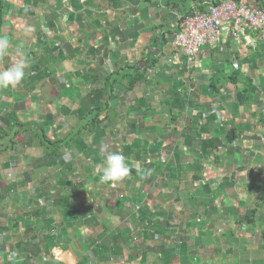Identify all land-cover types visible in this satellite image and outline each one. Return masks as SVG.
<instances>
[{"label":"crops","instance_id":"crops-1","mask_svg":"<svg viewBox=\"0 0 264 264\" xmlns=\"http://www.w3.org/2000/svg\"><path fill=\"white\" fill-rule=\"evenodd\" d=\"M7 1L10 7H4L7 13L0 37L10 35L13 49L17 39L27 43H22L20 55L9 48L8 55L0 58V70L30 60L34 52L39 57L48 44L53 47L60 40L59 48L68 46L72 52L71 78L79 93H68L72 104L63 97L66 94L54 91L64 90L59 75L64 77L66 69L58 65L37 76L30 66L18 87L0 89V127L7 131L5 110H15L22 122L34 125L15 138L0 140V264H257L250 252L254 248L261 257L263 252L260 264H264V175L259 176L260 169H256L264 168V36L252 29L246 32L248 39L221 35L216 46L202 49L188 71L187 64L173 65L164 55L165 46L160 42L167 34L162 29L175 30L176 15L186 8L197 11L206 5L208 10L211 2L219 0H69L71 13L65 10L63 0H47L46 7L53 9L43 11L42 18L35 14L39 4L40 10L44 8L39 0H25L23 4L20 0ZM237 2L264 9V0ZM20 23L21 27L17 25ZM156 36L159 42L154 40ZM180 57L186 62L181 52ZM151 65L153 74L149 72ZM138 72L142 79L133 90L105 98L115 99L110 102L112 108L116 103L119 107L116 111L108 106L105 116L121 125L110 124L97 133L96 125L79 123L87 111H77L78 105L92 98V88L104 87L106 74L113 75L116 81H127L123 78ZM188 72L195 79L196 91L191 96L182 93L188 87ZM94 74L99 77L94 79ZM50 75L52 83L48 81ZM156 91L163 99L159 101L161 106L153 110L152 105L161 99L156 97ZM239 92L245 93H241L243 102L237 107ZM56 102L61 105L49 108ZM160 110L165 111L164 117ZM61 115L75 125L70 127V134L64 135ZM148 119L152 125H148ZM140 130L153 148L144 141L137 142L134 132ZM35 131L46 136L49 143L34 136ZM86 132L98 149L82 140ZM135 141L146 151L148 164L156 165V175H145L138 160L126 156L128 164L139 163L137 170L141 173L136 177L130 172V177L119 183V190L128 191L132 184L134 187L112 206L111 200L118 192L112 189L116 186L103 183L97 189L100 192L91 190L101 184L104 154L118 152L124 145V151L129 152ZM71 146L74 154H64ZM178 151L181 153L176 156ZM221 151L232 157L233 164L216 161L218 170L244 167L246 155L245 165L251 169L244 170V176L252 171L253 182L248 184L249 194L235 190L232 195L224 194L222 186L218 187V194L224 197L223 208L216 211L226 226L219 230L218 239L214 237L215 242L208 243L199 240L208 234L198 231L204 228L197 215L201 206H180V202L187 197L197 199L201 193L213 198L214 189L208 183L202 186L200 173L210 172L208 161ZM56 160L60 161L57 165ZM179 170H187L182 182H177ZM55 184L57 189L51 186ZM70 190L75 191L74 198L65 195ZM253 191L259 197L255 204ZM62 197L69 200L63 202ZM216 198L218 202L221 199ZM228 206L233 208L231 213ZM209 219L208 214L206 222ZM226 232L233 243L241 245V250L248 246L249 258L240 250L232 257L237 262L225 259L232 254L224 239Z\"/></svg>","mask_w":264,"mask_h":264},{"label":"rangeland","instance_id":"rangeland-1","mask_svg":"<svg viewBox=\"0 0 264 264\" xmlns=\"http://www.w3.org/2000/svg\"><path fill=\"white\" fill-rule=\"evenodd\" d=\"M3 1H5V7H10L9 5H10V3L7 1V0H3ZM24 1L25 0H20L19 2H20V4H23L24 3ZM29 2H32V1H37V0H28ZM50 1V0H49ZM39 2H42L43 3V5H44V8H43V10H40V4L38 5V7H39V9H35L36 10V17H39V18H42V14H43V11H52V9H53V6H48V7H46V4H45V2H47V0H39ZM36 3V2H35ZM63 3H64V6H67L66 8H65V10H67V11H69L70 13L72 12V9H71V7H69V0H63ZM34 11V10H33ZM54 11V10H53ZM59 13H61V12H59ZM17 25H20V27L23 25V24H17ZM41 26V25H40ZM66 28V27H65ZM167 37L169 38L170 37V35L168 34L167 35ZM4 38H7L8 40L11 38L10 37V35H7V36H4ZM51 40H54V39H51ZM56 40V39H55ZM18 41V42H17ZM17 41L15 40L14 42L13 41H11V42H13V44H14V49L12 48V46H10V49H13V50H11L12 52H18V54L20 55V50H21V46H22V43L23 42H26L27 43V41H19L18 39H17ZM56 44V47H61L62 45V41H60V40H57L56 42H55ZM73 43V42H72ZM27 47V46H26ZM63 48H64V50H62V51H64V52H66V55H69V49H68V46H63ZM31 52H34L33 50H31V49H29ZM163 53H164V55H166L167 56V59L168 60H171L172 58H173V54H174V51H173V49L171 48V51H170V48H169V44L167 45V46H165V48H164V50H163ZM37 53L36 52H34V54L33 55H31V58H30V66L32 65V63L34 64V59L36 58V59H38V57H37ZM146 57H148V56H146ZM165 57V56H164ZM16 58V56H12V59H15ZM166 59V60H167ZM167 60V61H168ZM66 70L63 72L64 73V77L62 76V75H59L58 73H57V71L56 72H54V76L57 78L58 77V75H59V78H60V80H62V83L64 84V90L61 88V89H57V90H54V91H57V93H58V91H60V92H62L63 94H66V93H69V92H71V91H66L70 86H75L76 87V85L75 84H73L72 83V78L71 77H73V75H72V73H73V59L71 58V59H69V60H67V62L65 63V65L63 66ZM126 71H128L129 73H130V71H129V69L128 68H126L125 69ZM132 70V69H131ZM72 72V73H71ZM149 72H150V74H153L154 73V68H153V66L151 65V67H150V69H149ZM66 80V81H65ZM48 81L50 82V83H52V75H50V77L48 78ZM49 93H51L50 91H48ZM170 95V94H169ZM169 95L168 96H165L164 98L166 99V98H169ZM69 96V95H68ZM63 97H65L68 101H70L72 104H73V99L71 98V97H67V96H63ZM147 97L148 98H151V96H150V94H148L147 95ZM156 97H158V98H161V97H163V95L162 94H160L159 92H157L156 91ZM92 99L93 98H90V101L88 102V103H84V104H81V105H78L79 106V108L77 109V111H83V110H85V111H87V116L85 117V119L84 120H81V121H79V123L80 124H84V123H86V122H89V124H91V126H95L96 125V127H95V129H96V131H97V133H98V129L99 130H101L102 132H103V130L104 129H108L109 128V126L108 125H112L113 127H115L116 126V124H120L121 125V122L120 121H118V120H114L113 122H110L109 121V119H108V116H105V112H103V110H98V108H95V104L93 103V101H92ZM163 98H161V99H158V100H156L158 103H156V104H154V105H152V108H153V110H155L156 108H158V107H160L161 106V104H159L160 102L159 101H161ZM115 99H113L111 102H113ZM71 103H68L67 105L68 106H70L71 105ZM61 105V103L60 102H56V103H53V104H51V105H49V108H54L55 106H60ZM44 108H48L47 107V105L46 104H44V106H43ZM71 107H72V105H71ZM110 108L111 109H113V110H119V107H118V105H117V103L115 104V106H114V108H112V106H110ZM41 110H43V108L41 109ZM109 110V109H108ZM44 112H45V110H44ZM107 113V112H106ZM163 113V117L166 115L165 114V111H163V110H160L159 111V114H162ZM108 114V113H107ZM61 123H63L64 122V124H65V133H64V135H67V134H70L71 133V129H70V127H75V125L70 121V120H68L65 116H63V115H61ZM63 117H65V118H63ZM97 119H98V121H97ZM153 121H154V119L156 120V116L155 117H153V118H151ZM145 120H147V119H145ZM148 122H149V124L148 125H152L150 122V120L148 119ZM71 123V124H70ZM111 127V126H110ZM152 127V126H151ZM158 129H161L160 128V126L158 127ZM90 129H89V127H88V131H89ZM141 132H142V130H140L139 131V133H136V132H134V134L135 135H137L136 137H137V142L138 141H144L145 143H147L151 148H153V144L151 143V141L150 140H148V139H145L144 137H143V134H141ZM89 133H90V131H89ZM89 133H83L82 134V140H85V141H88L89 142V144H90V147L91 148H94V149H98V147H97V145L94 143V141H93V139L90 137V135H89ZM107 135H109V136H111V134H112V131L111 130H108L107 132ZM41 134V133H40ZM91 134V133H90ZM33 135L34 136H38L39 135V133L38 132H34L33 133ZM119 137H120V135H119ZM118 137V138H119ZM115 138H117L116 137V135H115ZM77 140H75V142H76ZM74 142V143H75ZM137 142L135 141L134 142V144H133V148H132V154L130 155L132 158L135 156V155H142V154H144L146 151H143V149L137 144ZM74 143L72 144V146L74 145ZM68 144V143H67ZM123 145V144H122ZM72 146L71 147H69V148H67V149H65L64 150V154H66V155H70V154H74V150H73V148H72ZM126 147V145H124V148ZM108 148V147H107ZM120 148L122 149H119L118 150V152H120V153H124L125 151H124V148H123V146H120ZM110 149V148H109ZM117 152V151H116ZM98 153V152H97ZM149 153V152H148ZM180 153H181V151H178V152H176V156H179L180 155ZM236 155H240V153H236ZM126 157V156H125ZM232 158L227 152H225V151H221V152H219V153H217L216 154V156L214 157V159H212V160H210V161H208V162H210L209 164H208V166L210 167V172H207V173H200L201 174V176H202V186L205 184V183H208V184H210L211 186H212V188L211 189H214V191H212V195H211V197H213V198H210V197H208V198H205L204 197V195L201 193L198 197H197V199H194V198H191V197H187V198H184V199H182L181 200V202H180V206H186V207H188L191 203H194V204H197V205H200L201 207H200V214H197L198 216H200L199 218H201V220H202V225L204 226V228L203 227H201L200 225H199V227H201V228H199L198 229V231L200 230V231H203L202 233H206V232H208V234L207 235H204V237H201L199 240H202V239H205L206 240V242H208V243H211V242H215V240H214V237L215 238H219V236L221 235V233L219 232V230L221 229V228H225V226L226 225H224L222 222V218H221V216H220V214H219V212H217V211H221V209L223 208L222 207V196L224 197V195H221V193L220 194H218V187H220V185L222 186V188H220L221 190H222V193H224V194H229V195H232L231 193L235 190V192L236 191H238V192H240V193H242V194H249L250 192L248 191V184H250V183H252L253 181H252V176H250V174H249V176L248 175H246V176H244L245 175V173H247V171H249V169H251L250 168V165H248V166H246L245 164H247V159H248V157L246 156V155H244V157H245V163H244V165H242V166H244V167H242L241 168V166H238V168H230V167H226V169H223V170H218V168L216 167V161H218V162H223L225 165H230V164H233L231 161V159L230 158ZM240 157H241V155H240ZM127 158V157H126ZM140 158H142V160L141 161H143L146 157H144V159H143V157H140ZM79 159V158H78ZM135 159V158H134ZM243 159V158H242ZM127 162H128V159H127ZM135 163H137V162H135ZM135 163L132 165V163H130L129 164V167H130V169H133V168H138L140 165H139V163H138V165L136 166L135 165ZM147 163H149L148 161H147ZM87 165L88 166H90L91 165V163H87ZM130 165H132V166H130ZM133 167V168H132ZM256 169H260V170H262V172L261 171H258L257 172V174L258 175H264V168H256ZM244 170H247V171H245L244 172ZM187 171V170H186ZM186 171L184 172V173H182L181 172V170H179V174H180V176L178 177V179H177V182H182V181H184V179H185V173H186ZM216 171V172H215ZM249 173V172H248ZM225 175V176H224ZM224 176V177H223ZM21 177V175L20 176H18L17 178H20ZM128 177H130V175L128 176ZM207 181H210V182H207ZM235 181H236V184H235ZM209 185V186H210ZM52 187L53 186H55V188L57 189V186H56V184L55 185H51ZM119 183L118 184H116V188H113L112 190H114V191H118L117 193H116V197H114V199L113 200H111L112 201V206H114L115 205V201H117V202H121V200H122V196L123 197H125L126 198V196L128 195L127 194V192H129L130 190L129 189H133V187H134V184H132L130 187H127L128 188V191L126 190V191H124V190H119ZM201 188V187H200ZM204 188L202 187L201 188V191L203 190ZM254 192V193H253ZM253 192H251V198L253 199V204H255L256 203V201H258V196H257V192L256 191H253ZM70 194V198H74L75 197V191L74 190H70V193L67 191L66 193H65V195H69ZM54 199H55V201H57V198H58V195L57 194H55L54 193ZM215 197V198H214ZM216 197H221V199L219 200V202H218V200H217V198ZM214 199H216L215 200V204H216V206H217V208H216V210L214 209V208H212V207H215V205H214ZM213 200V201H212ZM150 203H151V206L152 207H154V203H152V201H150ZM218 203H219V206H218ZM229 202L227 201V199L225 200V204H228ZM234 204H237L236 202H234ZM253 204H249V203H247V205H253ZM230 205L231 206H233V204L232 203H230ZM231 206H228V207H231ZM253 208V207H252ZM211 210V211H210ZM204 211H208L207 212V215H205L204 214ZM245 211V210H244ZM208 214H209V217H210V219H209V222H206L207 221V216H208ZM258 218H256L255 219V221L257 222L258 220H257ZM193 221H194V219H193ZM197 221H198V219H197ZM205 222L206 223H209V225L208 226H206V224H205ZM225 222H228V221H225ZM197 225V224H196ZM214 225V226H213ZM197 227H198V225H197ZM202 229H205V231L204 230H202ZM210 229H212L213 230V232L211 231V232H209V230ZM226 229H229V227H227ZM194 232L196 233V230H194ZM193 234V236H194V233H192ZM228 232H226V236H225V240L227 241V248L228 249H230L231 251H232V254H230L229 256H227L225 259H227L228 261H231V263H233V262H237V261H232L233 259H232V257H235V255H236V252H240V250H241V245H238V244H235V243H233V241L230 239V238H228ZM194 240H195V238H194ZM256 240V239H255ZM258 248V247H257ZM262 250H264V246H262V248H261ZM250 250H249V248H248V246H244L243 248H242V250H241V255L242 256H246L247 258H249L250 257V252H252V254L254 255V257L256 258V260H258L257 261V264H260L261 262L263 263V252H262V257L259 255V250L258 249H251V251L249 252Z\"/></svg>","mask_w":264,"mask_h":264},{"label":"built area","instance_id":"built-area-1","mask_svg":"<svg viewBox=\"0 0 264 264\" xmlns=\"http://www.w3.org/2000/svg\"><path fill=\"white\" fill-rule=\"evenodd\" d=\"M176 20L180 21L179 30L172 44L175 50L186 58V62H181L180 55H175L169 63L178 66L187 64L188 71L202 49L206 46H216L221 35L248 39L246 32L252 29L264 36V10L239 4L235 0H219L218 4L211 5L207 12H193L186 16L178 14ZM188 93H195V88L190 83Z\"/></svg>","mask_w":264,"mask_h":264},{"label":"trees","instance_id":"trees-1","mask_svg":"<svg viewBox=\"0 0 264 264\" xmlns=\"http://www.w3.org/2000/svg\"><path fill=\"white\" fill-rule=\"evenodd\" d=\"M187 0H181V2H185ZM239 1V0H236V2ZM212 5L213 4H218V2H211ZM210 4V3H209ZM4 7H5V2L3 0H0V29L3 28V25L5 24L4 23V17L6 15V11L4 10ZM263 9V8H262ZM264 10V9H263ZM193 12H199V13H203V12H207V8H206V5H203V6H200V9L197 10V11H193V9H188L186 8V10L182 11L181 14L182 15H191ZM180 14V15H181ZM179 23L180 21L179 20H176V25H174L175 27V30H171V31H165V29H162L163 32L165 34H171V36L168 38L164 35V40L161 43V46H167L168 44L171 43V48L173 49L174 51V54L173 56L175 55H180V52L176 51L175 48L173 47V44H172V41L176 35V33L178 32L179 30ZM160 38V37H158ZM158 38L157 36L154 38V40H156L157 42L158 41ZM46 49H44V51L39 54V57L38 59H34V64L32 63L31 67H30V70L31 68L32 71L31 72H34L36 73L35 76L37 75H40L41 71L44 70V72H50L49 70L51 68H55L56 69V66L55 65H58L59 68H62L65 63L67 62V60L73 58L72 56V52L70 51L69 52V55H66L64 53V51L61 50V48L59 47H56V46H53V47H50L49 44L45 47ZM58 52V53H57ZM57 53V55L55 56V54ZM179 53V54H178ZM72 56V57H71ZM185 58V57H184ZM186 60V58H185ZM184 61L182 58H181V62ZM30 62V61H29ZM94 73L96 71L92 70ZM184 71H186L184 69ZM128 77H124L123 79H128L127 81H116L113 77V75H105V78H104V87L102 89H98V88H92L90 90V94L92 95L91 97H95L94 99H92L93 103L95 104V108H98V110H103V112H107L108 111V106H110V99L109 101H105V98L108 96H113L116 97V96H119V95H125L127 94V92L133 90L136 86L137 83H139V81L142 79V75L138 72V73H133V74H129L127 75ZM99 77L98 74H94L93 78L94 79H97ZM118 84V85H117ZM128 85V86H127ZM126 86V87H125ZM72 90V91H71ZM66 91H71L69 93H74V92H78V88H76L75 86H70ZM240 95H238V99H237V107H239L242 102H243V99L241 98V93H245V92H239ZM180 93H178L179 95ZM66 96L68 97V93H66ZM180 97V95H179ZM244 99L247 100L248 97L246 95H244ZM172 110V109H171ZM171 110H169L168 112H170ZM4 114V118H3V122L6 124L5 126H7V131L3 130L1 127H0V140L3 139V138H8V137H12V138H15L19 133L21 132H24L26 131L27 129H31L33 128V123H30V122H22L19 118V116L17 115V113L15 112V110H12L11 112H9L8 110L4 111L3 112ZM7 117V118H6ZM98 121V119H97ZM13 134L12 136H9L10 134ZM39 137L40 139H45L46 142L49 143V139H47L46 136L43 137V134H39ZM11 138V139H12ZM13 140V139H12ZM43 145L45 144L46 147H48V144L47 143H42ZM133 148V146H132ZM132 148H131V151L129 152H125L123 153V155L125 156H129L131 155L132 153ZM140 157H146L143 161L142 158ZM135 159L138 160V162L141 164V166H143V168L146 170L144 173L145 175H149V176H154L156 175V165H151V164H148L146 161L148 159V155L147 154H142V155H135L134 156ZM60 161L59 160H56L55 161V165H57ZM62 163H65L66 165V162L63 161ZM262 172V170H260ZM131 172L133 174L136 175V177L141 173V171L137 170V169H131ZM250 174H254L252 171L250 172ZM99 176V174L97 175ZM260 176V175H259ZM103 185V183L101 182V184H98V187L96 186L95 188L93 187V189L91 190L92 193H97V192H100V190H97L98 188H101ZM85 190H81L80 189V192H84ZM93 195V194H92ZM67 200V198H64L62 197V201L65 202ZM69 200V199H68ZM67 200V201H68ZM216 210V206L215 207H212ZM232 207H229V213L232 212Z\"/></svg>","mask_w":264,"mask_h":264},{"label":"clouds","instance_id":"clouds-1","mask_svg":"<svg viewBox=\"0 0 264 264\" xmlns=\"http://www.w3.org/2000/svg\"><path fill=\"white\" fill-rule=\"evenodd\" d=\"M9 48L10 41L7 38L0 37V58L8 55ZM29 67V60L24 59L21 62L16 63L6 69L0 70V89L18 87L25 76L26 69H28ZM188 74L190 75L188 87L184 91H182V93L183 95L189 96V83L192 87L195 86V79L191 76L192 72H188ZM193 82L194 84H192ZM89 101L90 98H88L86 103H88ZM100 167V181L102 183L110 184L113 187L126 179L131 172V169L127 162V158L120 152L105 153L103 163L100 165Z\"/></svg>","mask_w":264,"mask_h":264}]
</instances>
